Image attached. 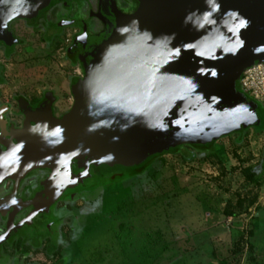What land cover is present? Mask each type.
Returning <instances> with one entry per match:
<instances>
[{"label": "water", "instance_id": "obj_1", "mask_svg": "<svg viewBox=\"0 0 264 264\" xmlns=\"http://www.w3.org/2000/svg\"><path fill=\"white\" fill-rule=\"evenodd\" d=\"M137 1L95 37L69 110L58 118L41 108L5 154L6 172L62 166L70 175L86 158L135 166L259 121L240 79L264 62V0Z\"/></svg>", "mask_w": 264, "mask_h": 264}, {"label": "rangeland", "instance_id": "obj_2", "mask_svg": "<svg viewBox=\"0 0 264 264\" xmlns=\"http://www.w3.org/2000/svg\"><path fill=\"white\" fill-rule=\"evenodd\" d=\"M29 38L8 65L10 87L58 89L72 71L63 59L65 40L31 47L39 41ZM62 91L58 107L66 109L72 100ZM215 145V154L203 160L168 153L110 167L79 159L76 167L89 176L75 174L68 192L75 200L68 264L84 263L81 255L89 264H264V135L250 128Z\"/></svg>", "mask_w": 264, "mask_h": 264}, {"label": "flooded vegetation", "instance_id": "obj_3", "mask_svg": "<svg viewBox=\"0 0 264 264\" xmlns=\"http://www.w3.org/2000/svg\"><path fill=\"white\" fill-rule=\"evenodd\" d=\"M137 6V0H0V264H38L34 257L68 264L71 255H66L65 246L72 230L69 213L75 206L68 192L74 175L82 176L86 170L76 167L78 159L72 162L70 175L62 166L18 175L6 172L5 154L13 150L26 127L35 126L47 103L54 117L69 110L58 107L60 95L66 90L72 100L70 86L83 74L95 37L109 19L130 14ZM30 36L39 41L31 47H55L65 40L63 59L72 71L57 83L58 89L10 87L8 65L19 47L29 45ZM36 224L38 232L30 231ZM81 257L86 259L82 264L90 263Z\"/></svg>", "mask_w": 264, "mask_h": 264}, {"label": "trees", "instance_id": "obj_4", "mask_svg": "<svg viewBox=\"0 0 264 264\" xmlns=\"http://www.w3.org/2000/svg\"><path fill=\"white\" fill-rule=\"evenodd\" d=\"M260 109H261V106L259 105V102H258L257 113L259 114V117H260L258 122L254 123L252 125L246 126L242 129L236 131V132L231 133V134H238L239 132H241L243 130H248L250 128H253V131L255 133L264 135V118L260 113ZM231 134H228V135H231ZM236 140H237V142H241L242 135L238 136L236 138ZM167 152L178 154L183 159H190L193 157H195V158L197 157L198 159L203 160V159L211 157L215 154L216 145H215V141H211V142H209L207 144H203V145L183 144V145H179V146H172L168 151H166L164 153H160V154H155V155H152L150 157L156 158L157 156H161L162 154H165ZM151 161L152 160H150V162ZM150 162L141 166L137 170H133L134 174L136 175V174L143 172L146 169V167L149 165ZM131 175H133V173Z\"/></svg>", "mask_w": 264, "mask_h": 264}, {"label": "built area", "instance_id": "obj_5", "mask_svg": "<svg viewBox=\"0 0 264 264\" xmlns=\"http://www.w3.org/2000/svg\"><path fill=\"white\" fill-rule=\"evenodd\" d=\"M240 81L245 93L264 104V62L246 68Z\"/></svg>", "mask_w": 264, "mask_h": 264}]
</instances>
